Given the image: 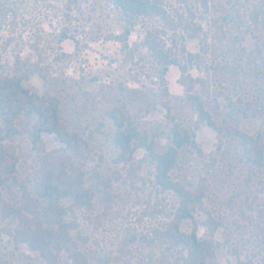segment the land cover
<instances>
[{
	"label": "rangeland",
	"instance_id": "rangeland-1",
	"mask_svg": "<svg viewBox=\"0 0 264 264\" xmlns=\"http://www.w3.org/2000/svg\"><path fill=\"white\" fill-rule=\"evenodd\" d=\"M68 1L10 0V3L15 2L11 6L16 9L17 16L10 15L0 28L2 62L10 69L19 55L40 66L46 78L34 74L24 86L39 94H60V115L67 126L92 135L94 151L88 162L91 169L109 175L117 168L131 180L114 186L116 198L110 207L107 208L109 204L99 198L91 219L81 221L84 233L89 237L82 249L95 257L117 255L127 230L132 234H146L153 226H162L168 221L167 215L176 206L177 198L154 189L150 181L151 169L143 161L146 158L143 150L137 151V165L132 172L114 164L116 151L112 136L115 127L107 112L118 107L129 113L142 129L156 137L160 151L169 144L171 117L189 124H194L195 117L185 103L184 88L179 83L181 72L177 67H170L165 76L168 97L161 100L158 96L160 84L154 77L152 58L140 45L146 29L155 21L140 20L129 38L128 48H125L111 37L120 34L124 24L114 10L98 0H78L72 5ZM235 7L237 5L228 0H220L208 14L202 12L195 0H187L178 7L184 16L200 23L204 30L212 31L213 21L217 20L228 32L224 41L227 48L218 59V70L209 72L213 85L210 91L218 89L214 96L211 95L209 111L218 122L227 117L226 96L236 100V94H255L260 96L264 107V65H258L260 77L254 89L246 86L241 73L245 62L243 50L253 49L259 40L264 43V18L256 27L247 15L238 16ZM180 31L184 36L180 42H185L190 52H199V40L188 39L187 28ZM64 33L78 43L65 39ZM207 61L209 63L210 58ZM191 73L194 77L206 76L194 68ZM199 89L197 85L196 90ZM167 101L171 115L164 105ZM262 115L242 121L241 127L249 133L264 129V111ZM196 142L204 157H199L193 149H183L173 177L192 189L204 188V207L222 224L215 236L220 246L210 264H239L240 260L245 261L249 252L260 251L253 239L254 227L241 215V209L245 215H250V208L264 205V193L258 189L264 179L254 177L247 189L246 169L239 148L228 140L218 151L216 134L209 127L201 126L196 130ZM5 145L19 156L22 172H31L36 167V153L24 137L7 139ZM41 145L47 153H63V145L52 135H44ZM4 198L10 201L15 198V189L9 183L5 186ZM206 216L202 212L198 218L203 220ZM11 224L0 222V264H41L37 253L13 243L6 230ZM191 229L189 221L182 224L184 232L189 233ZM198 234L204 237V226L199 227ZM149 246L138 242L131 244V252H127L119 264H157L164 254H170L161 243Z\"/></svg>",
	"mask_w": 264,
	"mask_h": 264
},
{
	"label": "trees",
	"instance_id": "trees-1",
	"mask_svg": "<svg viewBox=\"0 0 264 264\" xmlns=\"http://www.w3.org/2000/svg\"><path fill=\"white\" fill-rule=\"evenodd\" d=\"M97 1V0H96ZM114 10L123 21L122 32L111 36L128 48L129 38L136 24L143 19L153 20L154 24L146 29L140 45L147 49L155 67L154 77L159 81V97H168L164 84L170 67L180 72L179 83L184 88L185 103L195 117L194 124L174 121L169 130V144L160 151L156 137L141 128L129 113L114 107L107 112L115 127L112 142L115 146V165H122L131 172L135 166L137 151L143 150L144 158L151 169L152 186L161 194L177 198L176 206L167 215L168 221L162 226H153L149 233L125 235L117 255L95 257L82 249L89 242L84 233L82 220L89 221L94 214L97 199L102 198L111 206L115 200L114 186L131 181L117 168L109 175H103L88 166L92 156V135L70 129L60 115L62 99L60 94L31 91L24 82L37 74L46 78L40 66L28 59L16 56L12 68L2 62L0 51V222H11L7 233L17 246L23 245L38 254L41 264H119L124 261L129 246L135 242L143 246H166V252L157 264H210L216 258L220 246L215 236L221 223L211 216L204 207L206 192L204 188L192 189L173 175L180 165L183 149H193L199 157L204 154L196 142V130L201 126L212 129L217 138V150L221 151L226 142L235 143L241 152V161L246 169L247 189L254 177L264 179V129L249 133L241 127L244 120L262 117L264 107L260 96L255 94H236L237 99L225 97L227 117L220 122L209 111L212 85L210 70H218V59L227 48L224 42L228 32L213 21L212 31L204 30L200 23L184 16L178 7L187 0H98ZM78 0H69L76 4ZM204 14L220 0H195ZM237 5L234 12L246 16L258 27L264 18V0H228ZM15 5V2H11ZM10 0L0 1V28L10 15L17 16ZM71 9V7H70ZM191 14V13H190ZM67 17H71L66 14ZM188 29V39L199 40V52H190L181 33ZM76 44L78 40L63 34ZM260 38V37H259ZM245 58L242 66V80L250 89L258 85L259 63L264 65V43L257 42L253 49L243 50ZM210 58L208 63L207 59ZM7 62V61H4ZM8 66V67H7ZM206 73L205 77H194L192 69ZM158 83V82H157ZM199 85V91L196 86ZM213 86V85H212ZM215 100V99H214ZM168 115H171L169 101L165 102ZM221 116V115H220ZM44 135H52L63 145V153L54 155L42 148ZM24 137L31 144L37 157V165L31 172L24 173L19 166V156L6 145L7 139ZM15 189V198H4L6 184ZM264 193V184L258 187ZM249 197L247 196L246 199ZM251 214L245 216L254 227L256 254L249 252L245 261L239 264H264V205L250 208ZM205 213V219L198 218ZM189 221V233L182 230V224ZM205 227L204 237L198 234L199 227ZM236 252V251H235ZM236 254V253H235ZM127 264H129L127 262Z\"/></svg>",
	"mask_w": 264,
	"mask_h": 264
}]
</instances>
